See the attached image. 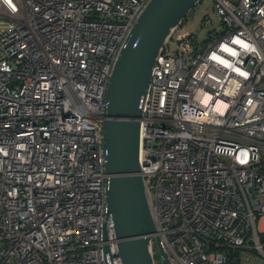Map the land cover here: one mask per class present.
<instances>
[{"label": "built area", "instance_id": "2783aa9c", "mask_svg": "<svg viewBox=\"0 0 264 264\" xmlns=\"http://www.w3.org/2000/svg\"><path fill=\"white\" fill-rule=\"evenodd\" d=\"M151 0H0V264H121L106 95ZM153 68L140 175L172 264H264V0H213ZM108 239L104 240V231ZM109 244L111 254H105Z\"/></svg>", "mask_w": 264, "mask_h": 264}, {"label": "water", "instance_id": "95a60500", "mask_svg": "<svg viewBox=\"0 0 264 264\" xmlns=\"http://www.w3.org/2000/svg\"><path fill=\"white\" fill-rule=\"evenodd\" d=\"M202 0H151L115 64L106 95L104 148L107 213L112 216L121 264H155L152 217L144 178L140 175V122L143 103L157 59L177 30ZM107 231L104 240L107 241ZM163 264H172L159 237ZM105 254H111L109 244Z\"/></svg>", "mask_w": 264, "mask_h": 264}, {"label": "rangeland", "instance_id": "374dc122", "mask_svg": "<svg viewBox=\"0 0 264 264\" xmlns=\"http://www.w3.org/2000/svg\"><path fill=\"white\" fill-rule=\"evenodd\" d=\"M210 16L212 21L214 23H219V18L214 13V2L213 0H202L190 13L188 18L184 21V23L179 27L178 32L176 36L173 38L170 49L171 52H174L178 48V43L176 42L177 35L185 34V33H193L195 35H198V38L200 40H203L207 37L208 31L212 26H209L207 28H203L201 26V20L204 16ZM2 23H0V31L2 29L6 30L8 29L10 23L7 20H1ZM264 227V223H262ZM153 254H154V261L155 264H163L162 258L160 256L158 247L156 242H153Z\"/></svg>", "mask_w": 264, "mask_h": 264}, {"label": "trees", "instance_id": "16d2710c", "mask_svg": "<svg viewBox=\"0 0 264 264\" xmlns=\"http://www.w3.org/2000/svg\"><path fill=\"white\" fill-rule=\"evenodd\" d=\"M240 253L239 250H231L227 264H240Z\"/></svg>", "mask_w": 264, "mask_h": 264}]
</instances>
